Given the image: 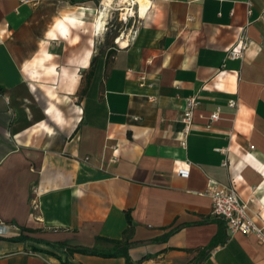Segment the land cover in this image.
Masks as SVG:
<instances>
[{
	"label": "crops",
	"instance_id": "1",
	"mask_svg": "<svg viewBox=\"0 0 264 264\" xmlns=\"http://www.w3.org/2000/svg\"><path fill=\"white\" fill-rule=\"evenodd\" d=\"M98 1L0 0V264H127L64 246L111 240L133 264H264L208 194L233 184L264 219V0H153L124 47Z\"/></svg>",
	"mask_w": 264,
	"mask_h": 264
},
{
	"label": "built area",
	"instance_id": "2",
	"mask_svg": "<svg viewBox=\"0 0 264 264\" xmlns=\"http://www.w3.org/2000/svg\"><path fill=\"white\" fill-rule=\"evenodd\" d=\"M22 2H31V0H21ZM134 1V0H133ZM153 1V0H151ZM251 6V3H249ZM134 9L133 13H129L126 10L121 17L125 22H129L130 20H134L136 14L138 18H140V7L137 3H133L131 6ZM251 12V10H249ZM133 18V19H132ZM136 30L133 33H129V43L131 39L135 38ZM123 35V34H122ZM119 38V37H118ZM117 38V39H118ZM116 44L120 47V44L116 41ZM250 41L247 34H243L240 38V41L236 46L231 48L228 51V57L231 58H240L243 57L244 51L249 46ZM2 91L0 90V94ZM238 101L233 98L229 100L230 106H236ZM200 101L197 96H191L187 98V107L183 111L182 121L184 122V131H185V139L182 141V145H187L186 137L191 132V127L195 122V111L199 106ZM221 118V110L220 108L213 111L208 117L207 125L211 126L214 122L218 121ZM224 150V149H219ZM224 165H228V159L226 158L223 161ZM180 174L184 176L189 175V170L182 169L179 171ZM42 189L35 190L36 192H41ZM208 194L212 199V213L216 216L222 217L227 222V227L230 233L241 232L247 235H254L260 243H264V219L261 224L256 223V221L252 217L253 210L251 208V203L254 201L253 198L243 199L238 191L235 189L233 184H224L218 181H212L208 188ZM36 205V203H35ZM10 229L9 226L4 225L3 221L0 220V233L6 234L8 233L6 230Z\"/></svg>",
	"mask_w": 264,
	"mask_h": 264
},
{
	"label": "rangeland",
	"instance_id": "3",
	"mask_svg": "<svg viewBox=\"0 0 264 264\" xmlns=\"http://www.w3.org/2000/svg\"><path fill=\"white\" fill-rule=\"evenodd\" d=\"M101 2L102 0H99L97 2L98 9L101 7ZM137 3L138 6L141 8L144 7L146 1L140 0L137 1ZM113 7L114 8L111 10L110 16L107 20V25L105 26V30L103 31V40L105 43L104 45L117 46L116 44L117 38L122 36V34H124L122 37L126 39V34L128 35L129 33H133V31L136 28L135 26H138L140 24V19L136 14V17L134 18L135 21L130 20L129 22H125L123 19H121V17L124 16L122 13L125 11L121 10L120 7L116 5H114ZM146 11L147 10L144 8H143V13L141 12V10L139 11L141 18L144 17Z\"/></svg>",
	"mask_w": 264,
	"mask_h": 264
},
{
	"label": "bare ground",
	"instance_id": "4",
	"mask_svg": "<svg viewBox=\"0 0 264 264\" xmlns=\"http://www.w3.org/2000/svg\"><path fill=\"white\" fill-rule=\"evenodd\" d=\"M137 1L140 0H102L99 10V20L97 23L98 32L102 33L105 30V26L107 25V20L110 16L111 10L114 8L113 6L116 5L120 7L123 11H128V14L131 12H134V9L131 8L133 3H137ZM146 3L144 4V7H141L140 10L143 13V8L148 10V8L151 6L152 1L151 0H144ZM140 4V3H139ZM138 5V3H137ZM125 12H123L124 14ZM124 35V34H123ZM122 35V36H123ZM120 36L117 39V42L120 44L121 47L127 46L129 44V37L126 34V39L124 37Z\"/></svg>",
	"mask_w": 264,
	"mask_h": 264
},
{
	"label": "trees",
	"instance_id": "5",
	"mask_svg": "<svg viewBox=\"0 0 264 264\" xmlns=\"http://www.w3.org/2000/svg\"><path fill=\"white\" fill-rule=\"evenodd\" d=\"M126 216H127L128 222L132 224L133 220H132V216L129 210L126 212ZM111 241L116 243V247L113 249V251H102L96 248L80 246V245H64V246H66L67 251L71 254L74 252H81L85 254L102 255L105 257L124 256L126 257L127 264H133L131 260V256L128 252L129 246L125 243H122V241L120 240H111ZM216 241H217L216 238H214L212 240V244H214ZM61 245L63 246V243H61ZM63 264H80V263H74L66 259L65 261H63Z\"/></svg>",
	"mask_w": 264,
	"mask_h": 264
}]
</instances>
